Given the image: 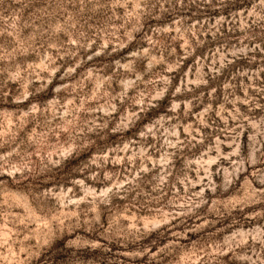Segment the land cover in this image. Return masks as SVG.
Segmentation results:
<instances>
[{"label":"rangeland","instance_id":"obj_1","mask_svg":"<svg viewBox=\"0 0 264 264\" xmlns=\"http://www.w3.org/2000/svg\"><path fill=\"white\" fill-rule=\"evenodd\" d=\"M0 264H264V0H0Z\"/></svg>","mask_w":264,"mask_h":264}]
</instances>
